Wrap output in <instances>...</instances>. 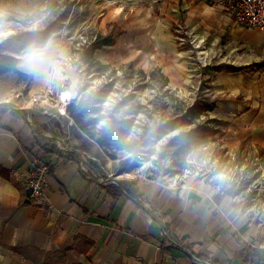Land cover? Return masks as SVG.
<instances>
[{"label": "crops", "instance_id": "obj_1", "mask_svg": "<svg viewBox=\"0 0 264 264\" xmlns=\"http://www.w3.org/2000/svg\"><path fill=\"white\" fill-rule=\"evenodd\" d=\"M104 6L100 31L115 28L114 45L96 51V61L162 68L176 84L188 57L199 54L215 90L214 120L241 127L233 135L239 146L252 140L264 150V32L199 0H109ZM46 46L69 53L54 42ZM16 58L18 72L31 80L25 92L0 94V264H196L195 257L244 264L249 250L264 251V210L257 213L206 177L124 185L94 174L84 155L52 148L37 132L50 116L42 108L55 101L60 83L53 79L66 69L74 85L76 72L60 60L47 78L28 71L25 56ZM34 161L50 167L47 198L28 200Z\"/></svg>", "mask_w": 264, "mask_h": 264}, {"label": "rangeland", "instance_id": "obj_2", "mask_svg": "<svg viewBox=\"0 0 264 264\" xmlns=\"http://www.w3.org/2000/svg\"><path fill=\"white\" fill-rule=\"evenodd\" d=\"M108 1L0 0V57L25 56L30 47L54 42L60 50L67 47L69 53H60L59 61L65 60L76 72L78 82L74 85L65 76L66 69L64 77L53 79L54 83H60L59 89L54 92L55 101L42 108L50 116L44 115V123H38L39 136L67 156L84 155L96 168L94 174L98 170L107 181L127 185L141 178L155 181L201 176L216 183L221 191L239 195L257 213L263 211L264 150L252 140L239 146L233 135L241 127L224 126L214 120L218 118L211 109L215 90L208 76V61L198 59L199 54L189 56L181 83H170L166 88L160 73L150 77L154 70L160 69L155 66L143 69L136 63L131 70L128 62H118L110 64L106 71L95 69L94 73L81 62L84 46L78 44L83 39L108 37L116 31L112 27L108 32L100 31L105 28L102 14ZM49 30L56 32L41 44L43 37L35 33ZM163 71L161 68L164 75ZM7 74L0 76V94L14 96L25 92L30 81L15 73ZM62 92L71 94L65 112L60 109L64 106ZM194 106L205 111L197 119L193 115L184 118L185 110ZM74 116L82 118L81 122L94 135L112 125L127 131L124 148L99 146L84 133ZM198 127L203 135L192 143L174 141ZM140 140L138 152L131 153L130 146Z\"/></svg>", "mask_w": 264, "mask_h": 264}, {"label": "trees", "instance_id": "obj_3", "mask_svg": "<svg viewBox=\"0 0 264 264\" xmlns=\"http://www.w3.org/2000/svg\"><path fill=\"white\" fill-rule=\"evenodd\" d=\"M51 30V29H50ZM49 30V31H50ZM46 32V33H35L36 36L38 37H43L41 40V44H45L49 39L52 33L56 32V31H50V32ZM114 42H113V38L112 36H108V37H104V36H97L96 39L94 40V42H92L90 45L88 46H84L83 47V55L81 57V62H83L85 65L88 66V70L89 72L93 71L95 69H97L98 72H102V71H106L110 68V65H104L101 64L100 62L96 61L94 58V55L96 53V51L101 50L104 47H108V46H113ZM19 61L17 58L13 57V56H2L0 57V76L6 75L7 73H15L19 76L20 79H26L28 81L31 80L30 77L25 76V75H21L18 72V65ZM131 70H134V65L130 64L129 65ZM140 74L144 77H146V74L143 72V70L139 71ZM95 73V72H94ZM91 73V74H94ZM156 73H160L162 80H163V87L166 88L169 85V78L165 77L161 72L160 69L154 70L151 74L150 77H154L156 75ZM197 106H194L191 109H187L184 112L183 117H189L191 115L194 116L195 119L199 118L203 112L205 111V109H196ZM198 108V107H197ZM197 111H196V110ZM90 111H86V115L89 114ZM85 115V116H86ZM182 117V118H183ZM73 119L75 120V122L79 123L80 128L84 131V133H86L89 137L93 138L99 146L101 147H106V146H115V148L117 149H123L124 147H122V144L125 143V139H126V135L128 132L125 131L121 128H118L117 126H110V128L104 129L100 132V134H92V130H88V125H85L84 123L81 122V119L78 118L77 116H74ZM216 121V120H215ZM214 121V122H215ZM218 122V121H216ZM96 124V121L94 122ZM168 125V124H165ZM167 132H165V134H167ZM203 135V131L201 132L200 127H198L197 130H191L188 133H183V135H180L178 138H176L174 141L178 142V143H192V141H194L195 139H197L198 137ZM140 141L135 142L133 145L130 146L129 150L131 153H136L138 152V148L140 146ZM178 146V145H176ZM264 152V151H262ZM244 264H264V251H262L260 248L259 249H252L249 250L247 252V257H245V260L243 262Z\"/></svg>", "mask_w": 264, "mask_h": 264}, {"label": "built area", "instance_id": "obj_4", "mask_svg": "<svg viewBox=\"0 0 264 264\" xmlns=\"http://www.w3.org/2000/svg\"><path fill=\"white\" fill-rule=\"evenodd\" d=\"M207 6L228 12L234 17L236 24L248 29L264 32V0H199ZM97 37V36H96ZM83 39L79 46H88L96 39ZM50 167L38 161L31 165L27 178L28 200L47 198V177ZM166 235V233H165ZM264 249V242L261 245ZM196 264H214L209 259L195 257Z\"/></svg>", "mask_w": 264, "mask_h": 264}, {"label": "clouds", "instance_id": "obj_5", "mask_svg": "<svg viewBox=\"0 0 264 264\" xmlns=\"http://www.w3.org/2000/svg\"><path fill=\"white\" fill-rule=\"evenodd\" d=\"M60 55L51 52L47 46L30 47L25 54V67L30 72L51 78L58 69Z\"/></svg>", "mask_w": 264, "mask_h": 264}, {"label": "bare ground", "instance_id": "obj_6", "mask_svg": "<svg viewBox=\"0 0 264 264\" xmlns=\"http://www.w3.org/2000/svg\"><path fill=\"white\" fill-rule=\"evenodd\" d=\"M71 99V96L70 94H64L61 98L62 102L64 103V106L60 107V109H62L61 111L62 112H65V109L64 107L66 106V104L68 103V101Z\"/></svg>", "mask_w": 264, "mask_h": 264}]
</instances>
